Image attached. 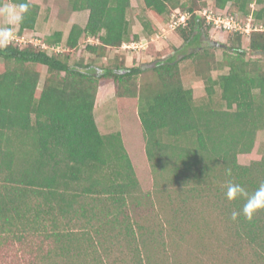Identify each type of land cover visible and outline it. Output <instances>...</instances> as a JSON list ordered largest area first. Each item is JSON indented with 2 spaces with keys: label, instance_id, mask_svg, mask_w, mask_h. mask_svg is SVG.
Masks as SVG:
<instances>
[{
  "label": "trees",
  "instance_id": "trees-1",
  "mask_svg": "<svg viewBox=\"0 0 264 264\" xmlns=\"http://www.w3.org/2000/svg\"><path fill=\"white\" fill-rule=\"evenodd\" d=\"M7 1L28 5L18 32L33 29L39 5L0 0V7ZM69 1L74 11L87 9L88 19L84 27L73 24L64 41L58 31L44 37L41 43L58 50L13 39L0 46V232L21 241L25 233L42 229L45 238H52L45 256H64L70 264H104L97 254L103 246L99 237L106 243L112 236L134 244L136 264H156L142 232L134 228L141 226L136 219L131 223L126 212L127 203L135 207L147 201L134 171L142 154L149 161L155 191L170 201L178 198L173 212L183 214L190 202H204L220 221L225 238L250 253V264H264V210L251 220L241 214L233 221L232 212L243 208L246 197L226 198L229 182L249 195L264 183V155L247 165L237 160L239 154L251 152L256 132L264 129V6L251 10L254 0H213L214 7L229 14L250 15L259 28L248 34L227 32L226 43H206L183 55L181 60L192 62L194 75L204 84L207 101L196 102L193 90L183 86L181 60L169 53L176 47L151 50L157 58L150 67L126 66L118 54L107 65L71 63V52L83 39H92L83 48L97 59L136 41V35L130 34L127 18L130 0ZM142 2L157 18L175 9L191 13L187 24L176 28L183 45L199 41L210 28L197 12L207 0ZM142 26L147 34L155 31L150 21ZM213 48L222 49L220 60ZM164 50L168 55L161 58ZM148 69L153 79L140 80ZM215 70L225 72L213 76ZM103 80L113 82L121 121L119 131L107 134L100 133L93 116ZM215 88L223 108L213 103ZM201 214L198 217L208 222L204 229L210 230L208 215ZM199 218L190 221L199 227ZM73 220L85 221L93 231L61 229ZM94 221L100 222L99 229ZM165 222L170 224L169 219Z\"/></svg>",
  "mask_w": 264,
  "mask_h": 264
},
{
  "label": "rangeland",
  "instance_id": "rangeland-1",
  "mask_svg": "<svg viewBox=\"0 0 264 264\" xmlns=\"http://www.w3.org/2000/svg\"><path fill=\"white\" fill-rule=\"evenodd\" d=\"M45 1L49 4L52 3L51 0L49 2L48 0ZM55 2L54 9L58 11V14L72 11L69 0H56ZM213 2V0H207L209 4H213ZM261 6H264V4H260L257 0H254L249 7L251 10H255ZM50 9L52 8L50 7ZM173 11L164 15L163 18H157L145 9L142 0H130L127 18L130 22V34L136 35L134 39L139 41L136 43V46L125 47L121 45L116 50H110L104 57L95 59L83 48L86 45V41L81 40L77 48L71 52L70 61L71 63L74 61H82V64L93 62L97 65H107L114 55L118 54L125 59L126 66L146 64V67H150L151 64L148 63L157 58L150 53L151 50L162 51L168 47H176V51L169 50V53L174 54L178 60H181L184 54L197 50L206 43H226L225 34L216 33L210 30V28H207L204 29L202 39L194 41L189 45H183V41L177 34V30H170L168 26L170 15ZM143 21H150L155 27V31L147 34L142 26ZM12 33L11 39L13 41L17 43L28 42L25 38H18L15 35V31H12ZM31 37L36 39V35L34 34ZM247 41V38H243L244 44ZM245 49L247 50V48ZM48 51L50 52L51 50ZM212 51L215 59L220 60L222 58L221 48H213ZM167 55L168 52L164 50L160 57L162 58ZM250 56L255 57L248 54V57ZM45 69V67L42 68L38 88L42 86ZM179 69L183 86L193 90L195 101H207L204 84L194 75L192 62L189 59L181 60L179 62ZM220 72H225V70L212 71V75L215 76ZM153 77L152 70L148 69L141 75L140 80H151ZM114 90V85L111 80L101 81L97 88L93 116L98 130L102 134L114 133L120 130L121 121L119 119ZM212 100L217 108L224 107V104L220 101L218 88H215ZM131 109L132 111L135 110V105ZM262 155H264V129L256 132L255 142L251 152L239 154L237 160L240 164L247 165L253 160L260 159ZM136 157L135 155L134 158ZM134 171L143 194L142 196H145L144 199L147 201H141L135 207L127 203L126 212L131 223L136 219L137 223L141 226L138 229L137 225H135L134 228L140 231V233L142 232V237L145 239L146 245L150 250V255H152L151 257L156 264L251 263V255L244 247L238 245L237 242L225 238L223 227L219 224L220 221L215 218V215L211 213L207 205H204V202H190L189 206H185V213L183 214L177 210L173 212L172 208L178 205V198L174 196L173 201H170L167 195L155 191L151 167L144 155L141 154V161L138 164H134ZM147 196L152 200L153 205L148 201ZM201 211L205 213V216L208 215L207 220L209 221L210 230L204 229L205 224L208 222L204 223L199 218L203 216ZM191 214L192 216L190 217ZM192 217L199 218V227L197 224L194 225L195 221H190ZM166 219L170 220V224L165 222ZM94 222L95 228L99 229L101 227L100 222ZM46 223V228H51V223L49 221H46ZM86 227L89 228L83 220L79 222L73 220L70 224L66 225V223H63L61 225V229L71 231H81L82 229H87ZM90 230L93 231V228ZM95 236L97 237V234ZM99 238L103 246L98 247L97 254L99 258L101 257L104 264L137 263L136 260L132 261V259L138 256L134 244L128 246L122 240L118 241L112 236L107 237L106 243L102 241L101 236ZM51 240L52 238H45L43 236L42 229L37 233H25L21 241L12 238L10 235H6V233L0 232V264H70L64 256L54 255V253H51L48 258L45 256L49 247L52 246ZM136 244L139 248V255H142L140 242L138 241ZM74 262L76 264L77 261Z\"/></svg>",
  "mask_w": 264,
  "mask_h": 264
},
{
  "label": "crops",
  "instance_id": "crops-1",
  "mask_svg": "<svg viewBox=\"0 0 264 264\" xmlns=\"http://www.w3.org/2000/svg\"><path fill=\"white\" fill-rule=\"evenodd\" d=\"M28 1L31 3H35L40 7L34 28L24 29L19 33L18 24H11L4 16H0V29L11 28L12 31L16 32L15 35L18 38H25V40L28 42H34V40L35 42L37 40L42 42L44 37L50 35L53 32L58 31L62 33V40L64 41L73 24H77L80 27H84L88 19L89 11L87 9L78 11L72 10L71 12H64L58 14V11L54 9V3H56V0H51L53 4H49L45 0ZM4 6L12 7L16 5L7 1L3 4V7ZM50 7L52 9H50ZM33 34L36 35V39H33L34 37H31V35ZM83 40L87 42L91 41L92 39L88 37Z\"/></svg>",
  "mask_w": 264,
  "mask_h": 264
},
{
  "label": "built area",
  "instance_id": "built-area-1",
  "mask_svg": "<svg viewBox=\"0 0 264 264\" xmlns=\"http://www.w3.org/2000/svg\"><path fill=\"white\" fill-rule=\"evenodd\" d=\"M200 16L204 18L206 24L210 26V30L225 34L227 32H239L248 34L251 30L258 29V26H254L251 21V16H247L246 18H240L237 15L227 13L226 9H219L214 7L212 4H208L204 8L197 11ZM191 13L180 11L179 9H175L171 15L169 20V29L175 30L179 26H185L187 24V20L190 17ZM139 41H130V43H123L125 47H134L136 43ZM40 44L43 48L48 50H58V46L50 47L41 43V41L35 42Z\"/></svg>",
  "mask_w": 264,
  "mask_h": 264
},
{
  "label": "clouds",
  "instance_id": "clouds-1",
  "mask_svg": "<svg viewBox=\"0 0 264 264\" xmlns=\"http://www.w3.org/2000/svg\"><path fill=\"white\" fill-rule=\"evenodd\" d=\"M27 11L28 5L24 3L12 7L4 6L0 7V16H4L11 24H19L23 19V14ZM12 35L11 28L0 29V46H6L10 42ZM237 197H246V202L240 211L232 212L231 219L236 221L242 214L248 220H251L256 212L264 210V183H261L256 191L249 195L239 184L229 182L226 198L232 201Z\"/></svg>",
  "mask_w": 264,
  "mask_h": 264
}]
</instances>
